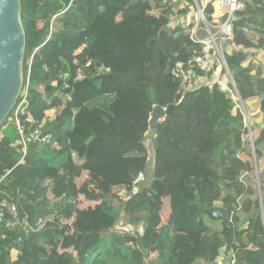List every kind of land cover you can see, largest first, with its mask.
Returning a JSON list of instances; mask_svg holds the SVG:
<instances>
[{"label":"trees","instance_id":"16d2710c","mask_svg":"<svg viewBox=\"0 0 264 264\" xmlns=\"http://www.w3.org/2000/svg\"><path fill=\"white\" fill-rule=\"evenodd\" d=\"M183 1L186 14L193 0ZM197 1L214 22L218 0ZM241 2L232 22L237 50L224 58L246 102L264 98V77L260 69L252 75L256 67L247 52L264 48V0ZM21 5L28 92L21 118H30L22 127L25 134L42 128L52 141L30 144L24 154L13 112L0 127V264H217L224 248L235 255L231 264H264V199L242 179L254 170L242 157L248 152L244 116L234 114L235 102L216 83L183 91L172 75L178 62L200 50L190 38L195 20L167 28L172 0ZM79 70L85 79L74 81ZM155 105L166 118L154 133L152 180L134 193L150 162L145 138ZM261 109L264 115V99ZM255 133L259 166L264 128ZM260 184L263 191L264 173ZM169 201L173 219L164 224ZM4 202L16 207L20 220L43 219V227L24 236ZM118 209L129 224L144 226L141 235L117 230ZM238 209L249 216L242 227ZM217 210L231 219L214 218ZM206 216L222 221V231L207 227ZM245 238L247 245L238 247Z\"/></svg>","mask_w":264,"mask_h":264},{"label":"built area","instance_id":"2783aa9c","mask_svg":"<svg viewBox=\"0 0 264 264\" xmlns=\"http://www.w3.org/2000/svg\"><path fill=\"white\" fill-rule=\"evenodd\" d=\"M220 5L226 10L225 20L222 24L214 21L209 23L204 14V10L199 6V14L201 22H195L192 29L190 38L194 44L199 45L200 50L188 62H178L172 71L174 78L178 79L181 83L183 91H190L196 79L199 77H216L215 83L219 86L220 90L224 93H235L239 96L234 102L239 108L242 107V112L245 118V123L248 121V114L244 108V102L240 97L239 91L236 87L234 79L230 73L228 65L225 61L223 54L219 47H217V36L223 41L229 39L232 35V22L235 12L244 8L240 0H219ZM203 23V25L201 24ZM216 31V34L212 33ZM225 72V73H224ZM85 75L82 71H77L74 81H83ZM68 88V84L65 86ZM231 87L233 89H231ZM21 101H18L13 113V122L19 133L20 144L23 146V153L26 154L27 148L30 144H38L41 147L49 146L52 137L44 133L42 128H38L28 134L24 133L22 124L23 122H30V118L22 121V116H25L24 106L28 101V92L26 89L22 91ZM235 99V97H234ZM244 108V109H243ZM73 157H75L73 155ZM1 183V181H0ZM3 208L7 210L13 218V227H19L24 236H28L31 232L39 230L44 225L43 219H38L36 223L31 224L27 217L22 220L19 219L16 207L8 202L2 204ZM5 218V211L0 212V222ZM23 235L17 239V244L23 240ZM221 258L219 262L221 264Z\"/></svg>","mask_w":264,"mask_h":264},{"label":"rangeland","instance_id":"374dc122","mask_svg":"<svg viewBox=\"0 0 264 264\" xmlns=\"http://www.w3.org/2000/svg\"><path fill=\"white\" fill-rule=\"evenodd\" d=\"M175 2H176L175 6L169 7L170 9H168L169 12L171 11L170 12L171 14H170L169 19H168L167 24H166L167 28L175 29L178 27H185L188 24H190L192 22V20H195L196 24H197V22H201L200 14H199V3L197 0H193L192 6L189 7L190 11L186 14H182L181 16H178L179 14H177V13L181 9L180 7H182V10H186V8H187L186 2H184L183 0H176ZM201 24L203 25V23H201ZM212 33L216 34V31L212 30ZM217 47L220 48L221 53L224 56V53L227 52L228 49L226 48L227 46L225 45V41H223L219 36H217ZM209 83H210V85L215 84V82H211V81H209ZM231 89H233V88L231 87ZM190 91H191V89H190ZM229 96L234 101L237 98H239V96L235 93L234 90H233V93H229ZM234 97H235V99H234ZM244 106H246L245 103H244ZM245 108L247 111V106ZM238 110L240 112H242V107L239 108ZM247 113H248V111H247ZM242 114H243V112H242ZM250 118H251V116L248 113V121H246V123H245V126L248 129V134L244 137V141H245V145H246L247 150H248V152L246 153V157L253 164L254 170L250 173L244 172L242 175V179L244 181H246L247 183L249 181L250 184L255 186L257 196L259 197V199L261 201H263V199H264V188L262 191L261 190V184H260V174L264 173V161H261V164L259 166L257 165V160H256V155H255L256 153H255V148H254V138L256 135V133H255L256 131H254V129H252V126L250 123ZM10 121H13V116L11 117ZM154 133H155L154 131H149L148 134L146 135L145 145L149 151L150 162L148 165L147 172L140 178L139 183L136 184V186L134 188V193H138L142 189L148 187L151 180H152V171H153V166H154V144H153ZM0 136H3V130L0 131ZM83 179H84V177H83ZM116 193H118V196L122 200H126L129 197V194H127L124 191H116ZM171 204H172L171 201H169L163 207L162 217H163L164 224L171 223V221L173 219V207L174 206L172 207ZM218 204H219L218 206H220L221 203H218ZM117 212H118V224H117L116 228L118 231L128 232V233H132L135 235H141L143 233L144 226H137L136 227V226L129 224L128 221L126 220L125 215L122 212V210L118 209ZM235 214L239 216L238 225L240 227H242L247 222L249 216L244 215L241 211H239V209L237 210V212H235ZM204 222H205V225L207 227H209L215 231L220 232L223 229V222L220 220L206 216ZM247 243H248V240L245 238V239H242V241L237 245H238V247L239 246L244 247L245 245H247ZM220 253H221L220 258L222 259L221 264H231V262L233 261L232 259L235 257L233 251H231L227 248H224L221 250ZM15 257H16V253L13 254L12 259H15ZM150 259H153V255H150ZM217 261L219 262V258ZM256 264H260V263H256Z\"/></svg>","mask_w":264,"mask_h":264},{"label":"water","instance_id":"95a60500","mask_svg":"<svg viewBox=\"0 0 264 264\" xmlns=\"http://www.w3.org/2000/svg\"><path fill=\"white\" fill-rule=\"evenodd\" d=\"M233 44V41L230 40ZM26 33L22 24L21 0H0V127L14 111L24 90V61ZM166 118V110L155 105L149 120L150 131ZM264 128V125L261 126ZM214 218L231 219L222 210L212 213Z\"/></svg>","mask_w":264,"mask_h":264},{"label":"crops","instance_id":"0c3cea01","mask_svg":"<svg viewBox=\"0 0 264 264\" xmlns=\"http://www.w3.org/2000/svg\"><path fill=\"white\" fill-rule=\"evenodd\" d=\"M172 1L174 4L176 3L175 2L176 0H172ZM209 1H211V0H202V2L205 5H207ZM187 4L188 3H186V6H187ZM180 8L181 9L177 13V14H179L178 16L182 15L181 11H183V10H182V7H180ZM225 13H226V10L222 8V6L220 5L219 0H218L214 4V13H213L214 21L218 22L219 24H222L225 20ZM230 40H231V37H229V39L225 40V45L227 46L226 48L228 49L227 52H225V53H228V54H232L235 50H237L234 43L233 44L230 43ZM254 42L256 43V41H254ZM247 52L252 56L251 59H252L254 65L256 67V69H254V72H252V75L255 76L257 74V69H260V71L262 72L261 75L264 77V48L251 49V50H247ZM216 80H217L216 77H212V76H210V77H199L196 79L191 90H197V89L204 87V86L211 87L214 84L210 85L209 81L215 82ZM262 99H264V98H256V99L248 100V101L244 102L247 106V111H248L249 115L251 116L250 123H251L252 129H254V131H256V132L258 129L262 128L261 127L262 125H264V115L261 112V110H262L261 109ZM246 106H244V108ZM237 108L239 109L238 105H236V107L234 108V111H233L234 114L237 112V110H238ZM245 110H246V108H245ZM242 157H243V159L248 160L246 157V154H243ZM262 161H264V158ZM83 177H84V179H83ZM87 177H88V172H84L82 179L85 180Z\"/></svg>","mask_w":264,"mask_h":264}]
</instances>
